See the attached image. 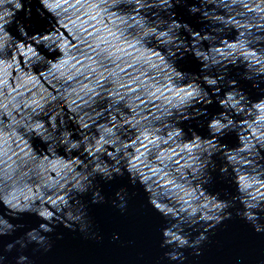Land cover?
I'll return each mask as SVG.
<instances>
[{"label": "water", "instance_id": "1", "mask_svg": "<svg viewBox=\"0 0 264 264\" xmlns=\"http://www.w3.org/2000/svg\"><path fill=\"white\" fill-rule=\"evenodd\" d=\"M161 259L264 264V0H0V264Z\"/></svg>", "mask_w": 264, "mask_h": 264}, {"label": "clouds", "instance_id": "2", "mask_svg": "<svg viewBox=\"0 0 264 264\" xmlns=\"http://www.w3.org/2000/svg\"><path fill=\"white\" fill-rule=\"evenodd\" d=\"M126 207V204H122V205H120V208L123 210L124 208ZM197 254H199V251L197 252ZM159 264H165V262L161 259L160 261H159Z\"/></svg>", "mask_w": 264, "mask_h": 264}]
</instances>
